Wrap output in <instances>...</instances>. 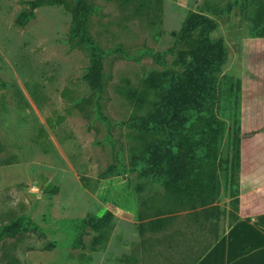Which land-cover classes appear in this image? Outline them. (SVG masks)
I'll return each instance as SVG.
<instances>
[{
  "label": "rangeland",
  "instance_id": "rangeland-1",
  "mask_svg": "<svg viewBox=\"0 0 264 264\" xmlns=\"http://www.w3.org/2000/svg\"><path fill=\"white\" fill-rule=\"evenodd\" d=\"M33 1L0 0V227L25 216L41 232L0 241V264H188L238 212L229 171L236 96L258 98L251 77L264 73V38L250 34L264 0H87L88 32L112 51L100 93L84 80L86 51L72 47V0L68 8ZM208 28L226 57L212 68L205 110L225 126L218 197L205 214L178 206L143 163L154 147L173 145L147 124L185 70L187 38ZM148 51L165 53L164 64Z\"/></svg>",
  "mask_w": 264,
  "mask_h": 264
},
{
  "label": "trees",
  "instance_id": "trees-1",
  "mask_svg": "<svg viewBox=\"0 0 264 264\" xmlns=\"http://www.w3.org/2000/svg\"><path fill=\"white\" fill-rule=\"evenodd\" d=\"M63 5L68 8L67 0H34L31 7L35 8L39 4ZM71 32L70 38L74 40L72 47L83 48L89 60L87 73L84 80L87 86L95 92H102L103 84V59L112 51H104L93 40L88 32L93 8L87 0H72L71 6ZM257 22L251 31V38H264V10L258 9ZM206 24H208L206 22ZM197 28V21L190 18L188 30L193 32ZM211 29L202 31L195 39L187 38V53L184 72L177 79L174 76V83L165 89L162 96L165 100L164 106L159 110L158 116L152 119L147 126L149 130L169 134L173 145H158L151 149L146 155L143 167L152 170L162 177L166 184V192H176L178 206L187 207L207 214L209 209L218 197V175L220 154L223 142L224 121L217 117L213 111H206L211 93L210 87L215 85L210 80L212 68L218 66L225 60V50L220 47V43L210 37ZM122 53L121 47L113 50V53ZM156 63L164 64V54L162 52L148 51ZM198 71V72H196ZM208 86V89L206 87ZM241 81H239V91ZM128 95H131L129 93ZM236 96V109L238 117L233 122V135L231 141V158L229 162L230 176L234 177L236 192L234 196V207L239 206V171H240V125L239 108L240 96ZM194 112V113H193ZM193 113V117L188 115ZM173 149V150H172ZM175 167L174 178L168 177L169 167ZM166 170V174H165ZM177 183L176 188L171 189L170 184ZM187 194V202L183 203L182 195ZM171 199V198H168ZM211 214V213H210ZM237 216L234 218V222ZM25 232L40 233V228L31 223L25 217L20 216L8 224L0 227V241L5 238L14 237ZM218 240L213 239L209 245L202 248L193 255L188 264H194L200 257Z\"/></svg>",
  "mask_w": 264,
  "mask_h": 264
},
{
  "label": "crops",
  "instance_id": "crops-1",
  "mask_svg": "<svg viewBox=\"0 0 264 264\" xmlns=\"http://www.w3.org/2000/svg\"><path fill=\"white\" fill-rule=\"evenodd\" d=\"M242 95L246 72L241 74ZM256 101L240 103L237 220L194 264H264V73L251 77ZM217 249L207 263H203Z\"/></svg>",
  "mask_w": 264,
  "mask_h": 264
}]
</instances>
